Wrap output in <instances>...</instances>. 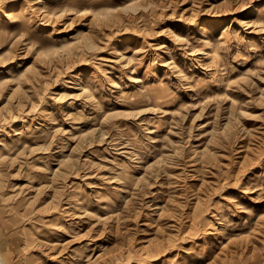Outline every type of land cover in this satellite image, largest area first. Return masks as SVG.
Listing matches in <instances>:
<instances>
[{"label":"rangeland","instance_id":"1","mask_svg":"<svg viewBox=\"0 0 264 264\" xmlns=\"http://www.w3.org/2000/svg\"><path fill=\"white\" fill-rule=\"evenodd\" d=\"M3 264H264V0H0Z\"/></svg>","mask_w":264,"mask_h":264},{"label":"bare ground","instance_id":"2","mask_svg":"<svg viewBox=\"0 0 264 264\" xmlns=\"http://www.w3.org/2000/svg\"><path fill=\"white\" fill-rule=\"evenodd\" d=\"M0 264H3V263H1V261H0Z\"/></svg>","mask_w":264,"mask_h":264}]
</instances>
